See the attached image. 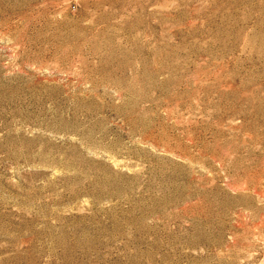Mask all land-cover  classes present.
I'll use <instances>...</instances> for the list:
<instances>
[{
	"label": "rangeland",
	"instance_id": "374dc122",
	"mask_svg": "<svg viewBox=\"0 0 264 264\" xmlns=\"http://www.w3.org/2000/svg\"><path fill=\"white\" fill-rule=\"evenodd\" d=\"M0 264H264V0H0Z\"/></svg>",
	"mask_w": 264,
	"mask_h": 264
}]
</instances>
